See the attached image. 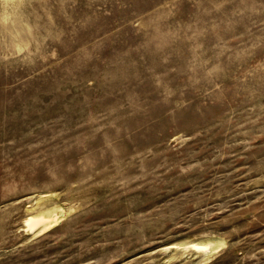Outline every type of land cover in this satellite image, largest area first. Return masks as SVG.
<instances>
[{
	"label": "rangeland",
	"instance_id": "1",
	"mask_svg": "<svg viewBox=\"0 0 264 264\" xmlns=\"http://www.w3.org/2000/svg\"><path fill=\"white\" fill-rule=\"evenodd\" d=\"M0 264H264V0H0Z\"/></svg>",
	"mask_w": 264,
	"mask_h": 264
},
{
	"label": "bare ground",
	"instance_id": "2",
	"mask_svg": "<svg viewBox=\"0 0 264 264\" xmlns=\"http://www.w3.org/2000/svg\"><path fill=\"white\" fill-rule=\"evenodd\" d=\"M61 220V215L58 212H55L54 214H48V215H42V216H33L30 217L26 221V225L28 230L30 232H37L43 229H47L50 226H53L56 222ZM32 234V233H31ZM214 244H201V243H194L193 248L202 250L203 252L209 253L213 249Z\"/></svg>",
	"mask_w": 264,
	"mask_h": 264
}]
</instances>
